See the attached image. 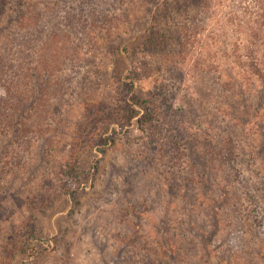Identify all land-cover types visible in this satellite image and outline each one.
Here are the masks:
<instances>
[{
	"label": "trees",
	"instance_id": "1",
	"mask_svg": "<svg viewBox=\"0 0 264 264\" xmlns=\"http://www.w3.org/2000/svg\"><path fill=\"white\" fill-rule=\"evenodd\" d=\"M112 1L0 0V85L5 89V95L0 99V150H4L1 157H10L15 146L27 143L42 150L49 146L44 155L50 158L48 163L52 160L57 163L60 150H66L70 143L65 136L70 135L61 131L64 122L62 115L56 113V101L65 93V86L80 82L90 96H99L81 106L87 114L73 134L74 147L66 163H57L60 167L49 169L47 173L51 195L41 190L39 196L30 199L31 206L49 209L64 194L62 191H68L81 209L84 200L80 185L86 179L83 177L88 179L94 176L90 173L92 168L96 171L101 168L102 159L92 158L94 151L107 154L108 148L116 146L121 138L130 142L142 141L150 153L145 163L155 165L158 162L156 176L167 177L169 190L173 189L172 184L186 185L193 187L196 197L187 205L186 218L180 220L181 229L186 231L179 239L171 240L163 235L164 252L158 253L147 244L141 248L147 263L155 262L154 255L157 264L191 261L193 258L179 261L175 252L195 247L200 239L207 243L203 250L208 253L217 236L219 214L228 208H231L226 212L231 221L226 231L228 245L232 252L245 250L253 233L251 220L264 229V176L253 170L258 167L264 149V0H256L258 10L254 24L250 25L251 42L241 49L237 47L238 51L232 54L234 58L246 61L243 72L234 75L238 88H233L230 96L221 95V102L204 100L205 106L200 107L193 102L192 109L183 100V106L178 110H165L161 103L178 97L180 91L173 90L174 86L180 80H186V76L191 77L195 70L200 73L197 79L213 75L210 67L220 59V52L214 49L221 43L207 39L206 34L211 28L214 31L213 21L225 0H145L141 6L134 0L147 14L135 19L131 15L136 8L128 6L129 0H119L115 8L119 13L115 17H120H111ZM127 14L130 17L124 20ZM174 14H180L184 19L177 21L172 17ZM116 53L127 59L130 73L118 82L113 92L106 88L99 91V86L96 89L92 84L88 85V70L98 73L104 80L109 79L107 66ZM79 73L83 74L80 78ZM171 75H177L179 80L171 88L161 87L169 83ZM144 78L152 80L154 86L149 99L135 95L136 80ZM160 87L164 88L162 92ZM256 92L259 95L254 102ZM161 93L165 94L163 98ZM212 103L216 106L211 108ZM205 107L208 109L207 122L204 125L199 120L192 122L190 135L175 124L177 118L183 120L182 123H187L186 117L201 119L198 108L203 111ZM160 112L165 119H172L174 125L164 140L155 137L161 136L162 128L156 125ZM33 117L41 122L51 119L53 124L49 121L45 128L37 122L36 128L32 127V122H36ZM134 125L142 135L133 139L129 137L128 129ZM31 128L37 131L33 138ZM254 128L258 132L252 135ZM119 130L127 136L122 137ZM40 136L46 142L40 139L37 144ZM250 141H259V147L257 144L247 152ZM173 150L175 154L170 152ZM157 153L160 157H156ZM40 158L43 162L41 155ZM23 164L35 165L30 161ZM138 167L126 177L130 187L124 189L127 194L134 192ZM111 180L113 175L109 176L105 186ZM37 224L36 216H31L15 226L9 236L15 242L12 247L2 244L1 252L8 259H2L0 264H12L18 255L34 258L42 255L39 253ZM255 235L254 245L258 247L259 240L264 244V234L259 236L256 232ZM127 238L133 241L132 237ZM179 240L185 241L182 249L173 244ZM226 250L230 251L229 248ZM126 252L124 247L114 251L118 257L122 255L119 264L126 262L123 260ZM194 264L201 262L197 260Z\"/></svg>",
	"mask_w": 264,
	"mask_h": 264
},
{
	"label": "rangeland",
	"instance_id": "2",
	"mask_svg": "<svg viewBox=\"0 0 264 264\" xmlns=\"http://www.w3.org/2000/svg\"><path fill=\"white\" fill-rule=\"evenodd\" d=\"M144 2L145 0H138L140 6L144 5ZM111 5L112 8H109V13L112 14L111 17L119 18L120 16L115 17V14L119 13L115 11V8L119 5V0H113ZM128 6L132 9L136 8L135 13L131 15L133 19L147 15L134 0H129ZM257 7L256 0H225L213 21L214 31L211 28V32L206 34L207 39H215L218 44L221 43L214 49V51L220 52L218 53L220 59L214 61L210 67L213 75L210 74V76L205 77L201 75L202 78L197 79L200 73H196L195 70L191 77L185 75L186 80H180L176 86H174L175 81L179 79L177 75H171L169 83L161 87L171 88V86H174V89H172L179 90L180 93L176 98L173 97L168 101H163L161 103L163 109L178 110L183 106V100L188 102L186 104L191 109L193 102L198 107L205 106L204 100H219L221 102L223 101L222 96H230L233 88H238L234 75L243 72L245 69L244 62L246 61L236 59L232 54L234 51H238V48L241 49L245 44L251 42L250 25L254 24ZM129 17L130 14H127L123 19ZM172 17L177 18V21L184 19L180 14H174ZM174 46L177 47L175 44ZM112 57L113 61L109 62L107 66L109 79L106 77V80H104L101 78L102 76H98V73L88 70V85L92 84V87L96 89L100 87L99 91L106 88L108 91L112 90L113 92L118 82L130 73V65L123 55L116 53ZM85 62L88 63L87 60ZM82 75L79 73L78 78ZM181 77L183 78V75ZM79 83L77 82L75 86H65L63 89L65 93L60 97V100L56 101V113L62 115L64 122L61 131L70 135V137L65 136V140L70 142L68 148L60 150L57 156V163L62 162L63 165L74 147L73 140L75 136L73 134L79 125L83 123L87 114L81 106L88 101L97 99L96 97L99 96L98 94L94 97L90 96L86 86L84 87L81 83L80 86ZM153 87V82L150 79L136 80L135 95L149 99ZM161 87L162 92L164 88ZM4 95L5 89L0 85V99ZM164 95L161 93V98ZM258 95L259 93L256 92V96L253 98L254 102L257 101ZM214 106L216 104L212 103L210 107ZM198 109L201 111V119L193 120L186 117L187 123H182L183 120L180 121L178 118L175 121L179 128L184 129L186 135L192 133L190 131L193 128L192 122L198 123L200 121L204 125V122H207L205 120H208L206 116L208 109L206 107L203 111L200 108ZM33 119L36 122H32L31 126L35 128L37 122L41 124L40 127H45L49 121V124H53L51 119L42 122L41 119L36 117H33ZM172 121L169 117L165 119L163 112L159 113V121L156 125L159 129L162 128V131H160L161 136H155L157 139L160 137L164 140L170 134V131L174 129ZM30 130L33 138L37 131L33 128ZM256 130L257 128H254V131L251 132L252 135L258 132ZM128 131H130L129 137L133 139L142 135V132L137 130L136 125L129 128ZM119 132L122 137L127 136L123 130H119ZM40 139L46 142L40 136L37 144ZM250 142L247 143V152H251L257 144L259 147V141ZM48 147L45 146L46 149L43 148L42 150L39 146L33 148L27 143H21V145L15 146V151L11 150L10 157L5 158L1 157L4 150L3 152L0 150V262L2 259H8L6 254L1 252L2 244L12 247L15 242V240L9 239L12 230L21 220H29L31 216L37 218V235L40 240L39 253L42 252V255L40 254L37 258L18 255L12 264H119L122 260L118 259L122 255L119 254L118 257V254L114 253L119 247H124L127 250L123 256V260L126 262L122 264H157V256L155 255V257L153 256L155 262L147 263L146 254L141 248L147 244L150 249H157L158 253L164 252L166 243L161 239L163 235L166 234L171 240H177L186 231L184 228L181 229L180 220L186 218V212L189 211L187 205L191 201L193 203V198H196L193 195V187L187 188L186 185L177 183L172 184L173 189L170 191V188L167 187L170 184L166 179L167 177L156 176L158 162L155 165L145 163L148 161V154H150L147 152V146L142 145V141L130 142L122 138L116 146L108 148L107 154L100 153L99 150L94 151L92 158L102 159L101 168L99 171L92 168L90 173H94V176L91 175L88 179L87 176L83 177L86 179L80 185V193L84 200L81 209H79L77 202L73 200L68 191H66L68 194L62 191L61 193L64 194L58 197L51 208L35 209L33 205L31 206L30 199L35 195L39 196L41 190H45L48 193L47 195H51L49 192L51 190L50 177L47 173H49V169L60 167L53 160L48 163L50 158L44 155V151L46 154L49 150L50 147ZM174 150L170 152L175 154ZM262 151L261 159L257 162L258 167L253 168L255 172L260 173L259 176H264V149ZM40 155L43 162L39 161L41 160ZM157 156H159L158 153ZM170 156L173 157V155ZM29 161L31 164L34 162L35 165L23 164H28ZM137 167L139 172L137 171L138 175L133 182L134 192L127 194L124 189L128 188L129 190L130 187H128L126 177L129 173L134 172ZM112 175L113 180L109 182L108 186H105V182ZM250 175L255 176L253 173H250ZM228 209L219 214L221 221L219 227L215 230L217 236L213 244L209 245L211 249L208 250V253L203 250L204 247H207V243L204 239H200V241L197 240L199 243L195 247L175 252V256L179 261L183 262L193 258V260L183 264H194L197 260L201 264L264 263V244L259 240L256 243L258 247L254 245L256 232L259 236H263L264 229L259 228V224L253 219L251 220L252 225L250 224L253 230L250 239L251 244L247 240L245 250H234L232 252L226 237V231L231 222L228 221L229 214H226V212L231 211V208ZM135 236H138L137 239L140 241ZM127 237H132L133 241ZM173 244L176 248L182 249L185 241L179 240L178 243ZM228 248L230 249L229 252L226 250ZM194 255L197 257H193Z\"/></svg>",
	"mask_w": 264,
	"mask_h": 264
}]
</instances>
